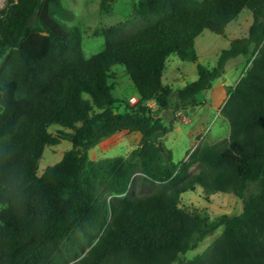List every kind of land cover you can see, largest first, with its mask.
<instances>
[{
  "label": "trees",
  "instance_id": "1",
  "mask_svg": "<svg viewBox=\"0 0 264 264\" xmlns=\"http://www.w3.org/2000/svg\"><path fill=\"white\" fill-rule=\"evenodd\" d=\"M243 9L246 35L214 67L200 63L194 39L225 35ZM69 16L61 0L0 8V264H264V0H137L126 20L100 30L103 48L89 57L80 28L56 21ZM172 54L195 64L196 79L174 92L189 111L228 60L249 54L219 108L227 137L177 162L161 141L171 125L146 104L170 107L162 76ZM116 65L137 92L132 106L108 82ZM121 130L138 137L127 156L89 157ZM61 141L71 147L39 174L44 148ZM135 181L152 189L134 193ZM195 186L232 193L241 211L210 217L180 206ZM218 228L203 252L179 259Z\"/></svg>",
  "mask_w": 264,
  "mask_h": 264
},
{
  "label": "rangeland",
  "instance_id": "2",
  "mask_svg": "<svg viewBox=\"0 0 264 264\" xmlns=\"http://www.w3.org/2000/svg\"><path fill=\"white\" fill-rule=\"evenodd\" d=\"M136 1L107 0L104 1V4L109 6V10L106 11L101 7L103 0H61L62 5L70 12V16L67 19H57L56 21L61 27L77 26L80 28L83 53L86 57H89L103 48L104 39L100 35V30L126 20L132 13V7ZM250 22L251 15L249 11L243 9L237 18L227 25L225 35L222 36L203 30L194 39L197 60L207 67H214L218 54L228 47L231 39L246 35ZM248 58L249 54H246L228 60L224 66V74L214 79L211 87L198 95L197 101H206V104L201 107L193 106V112L185 109V113H182L180 118H176L172 114L174 105L177 104L174 92L177 88L196 79L195 64L190 61H180L175 54L167 58L163 82L173 90L170 96L171 105L166 111L162 110L159 113H157L158 109L155 108L153 116L161 113L160 119L164 126H168L173 121L172 129L168 131L166 137L161 138V141L171 150L175 162L184 159L187 151L193 149L199 142H216L227 137V122L217 113L214 105L224 99L225 87L233 86L236 83L240 73L246 66ZM109 75L111 78L108 79V82L113 86L115 97L122 102L126 101L130 105L128 98L136 97L137 93L124 67L121 65L114 66ZM117 106L119 109L124 108L123 103H119ZM195 134H197L196 137ZM137 140L138 137L135 133L121 130L98 143L89 150L88 154L91 159L118 155L127 156L137 145ZM70 147L68 141H61L55 146H46L38 161V173L40 174L45 167L58 162L64 151ZM190 171L196 172L197 169L192 166ZM132 189L134 193H139L147 192L152 188L147 185L142 187L135 181ZM180 206L206 209L210 217L220 214H238L242 209L240 199L232 193L213 192L206 194L199 186H195L192 191L180 195ZM220 229L218 228L213 234L207 235L195 249L188 250L179 259L187 260L203 252L220 233ZM173 264H176V262Z\"/></svg>",
  "mask_w": 264,
  "mask_h": 264
},
{
  "label": "crops",
  "instance_id": "3",
  "mask_svg": "<svg viewBox=\"0 0 264 264\" xmlns=\"http://www.w3.org/2000/svg\"><path fill=\"white\" fill-rule=\"evenodd\" d=\"M231 23V22H230ZM228 25H229V23H228ZM227 27V26H226ZM225 31H227L226 30V28H225ZM113 69V68H112ZM111 69V70H112ZM165 71V70H164ZM164 73V72H163ZM162 80H163V76H162ZM164 83V82H163ZM137 93V92H136ZM224 96H225V91H224ZM137 97V96H136ZM197 98H198V96H197ZM224 100V99H223ZM223 100H222V102H223ZM212 102V101H211ZM222 102H220V103H216V105H214L215 106V108H216V110H217V113H219V108H220V106H221V104H222ZM204 104H206V101H197V99H196V101H195V106H199V107H201L202 105H204ZM185 109H189V107L188 106H178L177 104H176V106L174 107V109H173V111H172V114L174 115V116H176V118H180L181 116H182V113H185ZM163 111H166V110H163ZM193 112V111H192ZM159 115V117H160V115H161V113L160 114H158ZM220 115V114H219ZM185 120V119H184ZM187 120V119H186ZM189 121H190V119H189ZM170 125H171V128H170V130L172 129V127H173V121L170 123ZM228 126V125H227ZM169 130V131H170ZM168 133V132H167ZM167 133L166 134H164L162 137H166V135H167ZM197 136V134H195V137ZM161 137V138H162ZM110 138V137H109ZM108 139V138H107ZM106 140V139H105ZM89 153V152H88Z\"/></svg>",
  "mask_w": 264,
  "mask_h": 264
},
{
  "label": "built area",
  "instance_id": "4",
  "mask_svg": "<svg viewBox=\"0 0 264 264\" xmlns=\"http://www.w3.org/2000/svg\"><path fill=\"white\" fill-rule=\"evenodd\" d=\"M137 99H138L137 97L132 96V97L128 98V103L130 105H134L136 103ZM146 104L151 110L155 109V103L154 102H147Z\"/></svg>",
  "mask_w": 264,
  "mask_h": 264
},
{
  "label": "bare ground",
  "instance_id": "5",
  "mask_svg": "<svg viewBox=\"0 0 264 264\" xmlns=\"http://www.w3.org/2000/svg\"><path fill=\"white\" fill-rule=\"evenodd\" d=\"M5 0H0V7L3 5V2H4Z\"/></svg>",
  "mask_w": 264,
  "mask_h": 264
}]
</instances>
